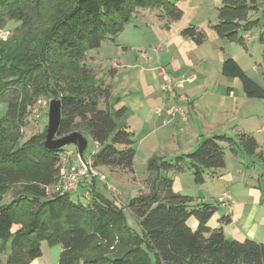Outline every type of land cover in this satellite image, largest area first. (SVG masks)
<instances>
[{"label": "trees", "instance_id": "obj_1", "mask_svg": "<svg viewBox=\"0 0 264 264\" xmlns=\"http://www.w3.org/2000/svg\"><path fill=\"white\" fill-rule=\"evenodd\" d=\"M179 1L0 0V29L9 20L21 22L17 37L0 39V101L8 103L0 119V239H12L10 254L0 264H31L42 255L43 240L62 245L57 264H264V242L229 239L222 226L212 228L209 221L217 206L175 191L169 175L184 173L189 166L195 181L204 184L206 174L226 166V147L238 153L243 146L264 163L253 135L206 137L175 162L153 156L147 166L149 191L125 206L139 221L141 232L128 224L124 207L94 190L96 178L82 184L92 190L86 202L78 192L76 199L71 192H55L66 146L47 148L46 129L22 137L28 107L36 97H60L63 118L58 135H90L98 144L96 167L133 174L137 140L121 121L127 109H112V86L91 67L95 56L89 51L99 52L106 40L115 41L144 8L169 27L184 15ZM220 1L212 27L221 38L245 45L250 29L264 27V0ZM254 13L260 15L253 19ZM182 34L197 44L207 39L206 31L194 24ZM259 41L264 44V30ZM222 72L239 78L249 98H264V86L233 57L223 62ZM14 183L20 188L8 199ZM230 222L229 216L221 218L222 224Z\"/></svg>", "mask_w": 264, "mask_h": 264}, {"label": "crops", "instance_id": "obj_2", "mask_svg": "<svg viewBox=\"0 0 264 264\" xmlns=\"http://www.w3.org/2000/svg\"><path fill=\"white\" fill-rule=\"evenodd\" d=\"M184 3L185 0L178 2L183 17L169 27L149 9H141L137 13L140 18L127 24L121 33L124 35L129 30L131 34L122 37V41L118 39L121 35L109 41L112 54L107 64H103L105 81L112 86V109H127L121 121L129 125L137 140L134 167L137 163L147 164L156 155L169 160L168 157L190 153L206 137L215 135L236 138L239 133L251 134L264 153V98H249L239 78L223 74V62L238 56L227 53L226 39L212 27L215 22L194 24L193 9ZM149 11L151 18L147 16ZM190 24L206 31L207 39L203 43L197 44L182 34ZM245 36L248 42L253 40L250 34ZM101 51L102 48L100 54ZM98 58L103 61L102 54ZM236 58L248 74L243 64L245 58ZM163 68L174 77L194 80L188 81L184 88L176 87L164 94ZM252 69L257 70L258 64ZM174 105L184 107L185 118L179 112L171 115L167 111ZM225 157L226 166L214 175L208 173L207 178H211H206V182L220 185L221 190L215 196L217 203L218 197L228 192L233 204L231 209L216 205L217 211L209 225L222 226L229 239L264 242V188L256 186L264 183V163L257 156L243 155L241 151L231 150ZM256 161L260 162V168ZM254 168L261 171L250 173ZM201 201L208 202L204 197ZM223 216H229L231 222L222 224ZM194 224L196 221H192Z\"/></svg>", "mask_w": 264, "mask_h": 264}, {"label": "rangeland", "instance_id": "obj_3", "mask_svg": "<svg viewBox=\"0 0 264 264\" xmlns=\"http://www.w3.org/2000/svg\"><path fill=\"white\" fill-rule=\"evenodd\" d=\"M184 5L186 7H189L193 9L192 15L194 14V24L197 22H206L211 20L212 22L218 21V8L221 5L220 0H185ZM148 9V8H144ZM190 10H188L189 12ZM149 15H147L149 18L153 17L151 16V12L149 11ZM259 13L252 14V18L258 17ZM137 17L140 18V16H137V13L134 14L131 21L128 23H134V20L137 19ZM147 23V21H145ZM146 23L143 25L146 26ZM21 22L20 21H7V24L4 28L0 29V39L3 41H11V38H15L17 36H14V34L17 33V29L20 28ZM127 27V26H125ZM126 29V28H125ZM129 29V28H128ZM264 30L263 26H256L252 29H250L247 33L250 34L253 38L252 41L248 42L246 41L245 45L241 44L238 40H230L226 39L225 47L227 50V53L235 54L238 56L237 58L241 59V56L245 58L243 61L245 68H247L248 75L254 79L257 80L258 83L262 84L264 86V44H262L259 41L261 32ZM127 34H131L129 30H127L126 34L119 36L118 39L122 41V37L125 38ZM240 35H244L245 32H240ZM13 38V39H14ZM110 42L109 40H106L102 47V58L103 61H98V56L100 52H96L94 50L89 51L91 55H94V66H91L95 69L96 72H98V75L101 77L104 75L103 78L106 76L105 69L103 68V64H107L108 57H111L112 49L109 47ZM104 56V57H103ZM233 56V55H231ZM236 58L235 56H233ZM236 58V59H237ZM238 60V59H237ZM243 60V59H241ZM106 61V62H105ZM258 64V69L253 70L252 67ZM242 67V66H241ZM243 68V67H242ZM246 72V71H245ZM247 73V72H246ZM107 78V76H106ZM105 78V79H106ZM54 97H49L48 95H40L36 97L34 103L28 107V115L25 117V125L22 126V137L23 140L28 139L29 137L35 135V134H41L46 129H48V122H49V104L50 100ZM60 98V97H59ZM43 100L44 102H48L46 105L41 104L39 101ZM104 107V104L102 103L100 107ZM8 110V103L6 101H0V119L3 118ZM115 110V109H114ZM83 135L84 133L81 132ZM87 133V132H85ZM85 136V135H84ZM88 139V146L84 152V156L88 157V155L93 151L95 147V142L92 139V137L88 134L85 136ZM46 138V137H45ZM148 141V140H147ZM241 146V145H238ZM77 146L75 144H69L65 147V151H75L77 150ZM194 149L193 151H195ZM191 151V152H193ZM226 156L230 155L231 149L229 147L225 148ZM241 153L243 155H249L243 146H241L240 149ZM246 153H245V152ZM187 154V153H185ZM181 154V155H185ZM180 155H176L175 157H168L169 160L175 162V158ZM251 156V155H249ZM173 158V159H172ZM260 160V159H259ZM185 162V161H184ZM257 165L260 168V162L256 161ZM147 164H139L137 163L135 165V172L133 174L126 173L124 171H111L108 167H101L99 170L106 175L107 179L105 181H102L100 178H96V186H94V190L101 192L106 197L113 199L114 202L119 207H124L125 209V215L128 221V224L134 228L136 231L141 232V227L139 224V221L137 218L125 207L128 203V201L140 194L141 192H148L149 191V182L146 180L147 178ZM261 170H257L254 168L250 173H257ZM169 175L173 177L175 186L174 189L177 192H180L182 194L194 196L196 202H201L202 198L204 197L205 200L208 201V203L213 205H220L217 203L216 195L220 189V185L216 183L215 185L211 186L210 180H207L204 184H198L195 181L194 177V171L190 169L189 166H187V171L184 173H175V172H169ZM208 174H206L207 176ZM211 177H208L207 179H210ZM257 183V180H256ZM83 184V183H82ZM84 184H87V182ZM13 186L8 190L9 193H7L6 197L9 199L11 197V194L15 192L18 188H20V185L18 183L12 184ZM88 186V185H87ZM257 188L262 189L264 188L263 184H256ZM114 187L117 189L116 193L112 190ZM86 187L80 186L79 187V193L83 194V192L86 190ZM177 188V190H176ZM90 191H92L90 188H87ZM53 189H51L52 192ZM54 192V191H53ZM77 194L75 192H71L72 199H76ZM78 197V196H77ZM80 199L84 202L87 201L86 198L83 196H79ZM217 203V204H216ZM222 207V206H220ZM221 209V208H220ZM197 225H193V228H196ZM16 230V226H14L13 230ZM259 229V228H258ZM12 247V239L8 241V239H0V261L5 262L10 254V250ZM42 248V256L37 258L32 264H57L60 258V254L62 251V245L60 243L50 245L48 241L43 240L41 243Z\"/></svg>", "mask_w": 264, "mask_h": 264}, {"label": "built area", "instance_id": "obj_4", "mask_svg": "<svg viewBox=\"0 0 264 264\" xmlns=\"http://www.w3.org/2000/svg\"><path fill=\"white\" fill-rule=\"evenodd\" d=\"M162 91L164 94H168L174 91L176 87L184 88L188 81H193V78H178L172 76L166 69L161 70ZM41 104H47L43 100L39 101ZM167 111L173 115L176 112L181 113L185 118L186 113L184 107L181 105H174L167 109ZM98 144H95L93 151L88 155V157H81L78 149L75 151H63L61 154V162L59 169V177L55 184L54 191L58 193H70L78 192L79 196H83L87 200L92 197V193L89 189L85 190L83 194L79 193V187L82 183L87 182L91 179L100 178L102 181L107 179L106 175L102 173L98 167L95 166L94 156ZM116 193L117 189L110 187ZM117 194V193H116ZM218 203L228 209L232 208L233 199L232 195L228 192L222 193L218 197Z\"/></svg>", "mask_w": 264, "mask_h": 264}, {"label": "water", "instance_id": "obj_5", "mask_svg": "<svg viewBox=\"0 0 264 264\" xmlns=\"http://www.w3.org/2000/svg\"><path fill=\"white\" fill-rule=\"evenodd\" d=\"M62 110V99L59 97L52 98L49 104V122L44 144L49 149H59L69 144H75L83 158L88 146V139L80 131H74L63 136L58 135L63 118Z\"/></svg>", "mask_w": 264, "mask_h": 264}]
</instances>
